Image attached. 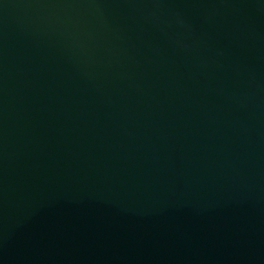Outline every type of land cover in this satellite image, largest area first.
Masks as SVG:
<instances>
[{"label": "water", "instance_id": "obj_1", "mask_svg": "<svg viewBox=\"0 0 264 264\" xmlns=\"http://www.w3.org/2000/svg\"><path fill=\"white\" fill-rule=\"evenodd\" d=\"M0 264H264V0H0Z\"/></svg>", "mask_w": 264, "mask_h": 264}]
</instances>
